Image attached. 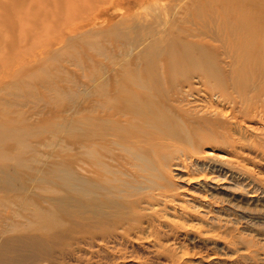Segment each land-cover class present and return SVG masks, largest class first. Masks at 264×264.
I'll return each instance as SVG.
<instances>
[{"label":"rangeland","instance_id":"rangeland-1","mask_svg":"<svg viewBox=\"0 0 264 264\" xmlns=\"http://www.w3.org/2000/svg\"><path fill=\"white\" fill-rule=\"evenodd\" d=\"M208 2L22 0L11 8L10 0H0V178L13 186L0 193V200L14 203L41 194L47 200L65 196L67 192L57 186L60 180L51 173L71 175L72 185L79 182L74 178V172L80 173L73 164L77 150L72 140L91 129L87 124L91 115L75 112L80 91L90 87L93 74L112 71L115 65L118 73L145 75L143 68L133 71L125 64L136 56H131L130 30L141 25L155 28L151 41L143 45L147 48L172 27H179V38L189 46L219 49L221 73L228 80L232 69L226 66L229 59L222 48L231 39L223 28L213 25L216 16L209 11L205 21L195 16L196 8ZM236 5L259 13L264 0H236ZM260 28L258 24L255 30ZM256 48L262 50V45ZM162 65L160 60L154 75L161 82L158 93L170 102L157 101L153 109L171 113L178 106L183 135L190 134V140L163 137L158 141L162 147L128 148L139 152V160L133 162L151 181L142 184L140 180V185L118 175L130 184L133 195L121 196L114 205L121 216H134L136 222L128 228L117 225L104 239L98 236L74 246L78 260L68 264H264L262 88L251 84L245 99L228 101L223 94L237 97L238 92L228 86L219 88L192 72L175 74L169 82ZM154 75L145 80L148 86ZM21 141L26 150H19ZM33 157L35 161L27 167L19 166L18 161L22 164ZM33 168L43 171L39 174ZM14 172L20 173L22 185ZM130 204L132 209L125 207ZM14 210L22 214L19 208ZM13 218L3 229L0 224L3 232L23 235L28 231L25 220ZM13 225L16 228L11 230ZM41 226L33 224L30 229ZM32 250L21 245L18 253L28 258ZM14 251H0V260L14 264ZM54 260L40 263H61Z\"/></svg>","mask_w":264,"mask_h":264},{"label":"bare ground","instance_id":"bare-ground-1","mask_svg":"<svg viewBox=\"0 0 264 264\" xmlns=\"http://www.w3.org/2000/svg\"><path fill=\"white\" fill-rule=\"evenodd\" d=\"M21 3L22 0H10L11 8ZM208 11L211 17L216 16L214 24L210 21L209 23L223 28L231 39V42L224 45L226 48H222L229 59L226 66L232 69L228 73V80L221 73L219 49L206 44L189 46L188 42L179 38L182 33L179 27H172L153 46L147 48L143 45L151 41L155 28L141 25L130 30L128 38L132 42L131 56H136L128 58L125 64L127 62L133 71L138 67L143 68L145 75L140 77L130 71L118 73L116 65L112 71L108 68L107 73L93 74L90 87L80 91L75 106L76 115L85 112L91 115L87 122L90 131H87L86 136L78 135L72 140V148L77 150L73 157L74 167L77 166L80 176L82 174L85 177L81 178L74 172V178L78 177L79 182L72 185L71 175L59 177L51 173L60 180L57 186L61 191L67 192L65 196H51L47 200V196L41 194L36 198H24L14 203L0 200L1 228H4L6 222H12L11 219L15 216L25 220L28 228V231L22 232L23 235H8L0 229V251L15 249L12 263L41 264L43 260L53 263L55 258L61 260L60 264L76 262L78 259L74 246L98 236L104 239L115 232L117 225L128 228L136 222L134 216H121L119 208L116 209L114 205L121 196L133 195L128 190L130 184L118 175L137 180L140 185L141 181L142 184L145 180L151 181L142 174V167L133 162L139 160V152L128 148L162 147L158 141L163 137L182 142L190 140V134L183 135L185 128L181 125V116L176 112L178 106L172 107L171 113H165L163 109L160 112L153 109L156 108L157 101L170 102L166 96L158 93L161 82L154 72L159 68L160 60L163 62L162 73L169 82L175 74L186 76L192 72L199 74L207 82L213 81L219 88L228 86L237 91V97L231 93L223 94L228 101L231 98L245 99L246 92H251L250 86L254 83L256 87L262 88L259 94H264V8L255 13L237 6L236 0H210L202 8H196L195 16L200 21H205ZM177 23L179 22L176 25ZM258 24L261 28L255 30ZM189 31L190 29L185 30V33ZM170 32L176 36L169 34ZM258 44L262 45V50L256 48ZM153 75L154 82L148 86L145 80ZM84 95L86 96L83 98ZM21 142L19 150H26V143ZM3 158L6 159V155ZM31 161H35L34 157L22 164L18 162L19 166L25 168ZM60 170L63 169L59 168ZM32 171L40 174L43 170L33 168ZM14 174L17 175V182L22 185L18 177L20 173ZM24 174L29 175L28 172ZM7 181L6 178H0V193L12 190L13 186H7ZM131 185L137 190L140 189L136 182ZM43 202L49 206L46 208ZM125 207L132 209L133 204ZM15 208H19L22 214L14 210ZM37 223L42 225L40 230L30 229L31 225ZM10 228L13 230L16 226ZM21 245L33 248L31 256L23 258L18 253ZM37 250L39 253H35ZM0 264H4V260H0Z\"/></svg>","mask_w":264,"mask_h":264}]
</instances>
